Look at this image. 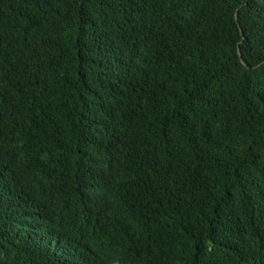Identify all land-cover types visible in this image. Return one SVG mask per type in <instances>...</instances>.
<instances>
[{
	"label": "trees",
	"instance_id": "1",
	"mask_svg": "<svg viewBox=\"0 0 264 264\" xmlns=\"http://www.w3.org/2000/svg\"><path fill=\"white\" fill-rule=\"evenodd\" d=\"M0 264H264V0H0Z\"/></svg>",
	"mask_w": 264,
	"mask_h": 264
}]
</instances>
